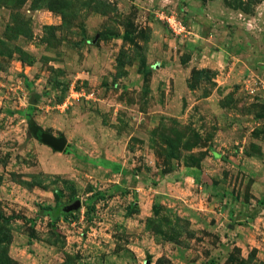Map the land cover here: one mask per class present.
I'll list each match as a JSON object with an SVG mask.
<instances>
[{
	"label": "rangeland",
	"instance_id": "1",
	"mask_svg": "<svg viewBox=\"0 0 264 264\" xmlns=\"http://www.w3.org/2000/svg\"><path fill=\"white\" fill-rule=\"evenodd\" d=\"M0 264H264V0H0Z\"/></svg>",
	"mask_w": 264,
	"mask_h": 264
},
{
	"label": "water",
	"instance_id": "2",
	"mask_svg": "<svg viewBox=\"0 0 264 264\" xmlns=\"http://www.w3.org/2000/svg\"><path fill=\"white\" fill-rule=\"evenodd\" d=\"M40 140L42 141V143L50 146L52 149L57 151H62L66 144V140L63 136L56 137L49 132H41ZM79 206H80V201L78 199H75L70 204L65 205L62 210L64 212H68L70 210L78 209Z\"/></svg>",
	"mask_w": 264,
	"mask_h": 264
},
{
	"label": "built area",
	"instance_id": "3",
	"mask_svg": "<svg viewBox=\"0 0 264 264\" xmlns=\"http://www.w3.org/2000/svg\"><path fill=\"white\" fill-rule=\"evenodd\" d=\"M166 20L169 23V26L173 31L175 32H181L184 31V26L179 22L178 20L175 19L173 15L166 16Z\"/></svg>",
	"mask_w": 264,
	"mask_h": 264
}]
</instances>
